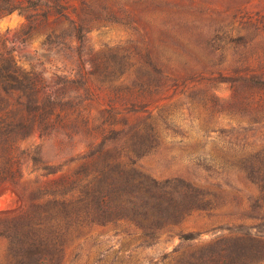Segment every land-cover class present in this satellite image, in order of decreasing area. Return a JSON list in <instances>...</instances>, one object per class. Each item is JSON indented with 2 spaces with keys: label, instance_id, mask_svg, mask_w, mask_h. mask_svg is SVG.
<instances>
[{
  "label": "rangeland",
  "instance_id": "374dc122",
  "mask_svg": "<svg viewBox=\"0 0 264 264\" xmlns=\"http://www.w3.org/2000/svg\"><path fill=\"white\" fill-rule=\"evenodd\" d=\"M69 5L70 19L86 30L82 44L68 21L52 14L0 16V55L34 79L39 99L52 90L59 100L51 129L33 133L21 149L61 171L40 177L26 163L20 188L31 192L77 173L104 138H117L107 141L108 149L119 150V162L129 164L128 129L135 126L151 129L153 140L144 155L133 157L134 167L159 183L184 180L193 191L180 197L178 221L164 220L174 225L156 230L154 239L145 235L157 228H146L130 210L123 219L81 215L65 227L62 264H196L198 257L216 255L214 264H245L248 259L224 257L222 250L234 239L230 229L248 224L241 218L249 198L259 195L246 168L264 158V85L243 80L264 82V0ZM149 63L161 72L159 81L130 95L138 76L144 82L142 72L152 71ZM132 103L138 112L129 111ZM119 193L122 201H134L131 190ZM20 205L8 188L0 210ZM179 234L195 239L182 242ZM5 247L0 240V260Z\"/></svg>",
  "mask_w": 264,
  "mask_h": 264
},
{
  "label": "trees",
  "instance_id": "16d2710c",
  "mask_svg": "<svg viewBox=\"0 0 264 264\" xmlns=\"http://www.w3.org/2000/svg\"><path fill=\"white\" fill-rule=\"evenodd\" d=\"M72 1L79 0H0V16L35 11H42L43 17L52 14L67 20L76 41L82 44L86 30L82 21L70 19L68 10ZM119 63L124 67L123 62ZM149 66L152 71L142 72L144 82L139 81L138 76L127 90L130 95L148 90L150 81L155 78L159 81L161 72L152 63ZM243 81L264 85L251 79ZM36 87L34 79L18 69L10 57L0 55V190L13 188L21 202L18 210L0 213V240L6 243L0 264H62L63 239L68 230L65 227L81 215L101 213L123 219L126 216L122 213L130 210L134 219L147 223L146 228H157L145 235L150 239L156 238V230L174 225L170 220L163 221L170 217L175 218L174 221L179 219L178 201L193 188L181 179L159 183L134 167L133 157L144 155L152 145L151 129L140 131L135 126L128 129L131 136L127 150L133 156L129 164L119 162V150L108 149L107 141L117 138H104L86 157L82 170L71 176H58L49 186L36 187L31 192L21 189L22 169L26 163L31 164L32 172L39 170L40 177L54 176L61 171L60 167L48 166L40 160L36 151L21 149L30 135L51 129V117L59 103L58 94L52 90L41 93L39 99ZM136 105L132 103L129 111L138 112ZM246 171L257 184L259 195L249 198L247 211L241 218L248 224L230 229L234 239L229 242L230 247L226 244L222 251L224 257L248 259L242 260L245 264H261L264 262V158L247 166ZM170 182H177L180 187L171 188ZM123 188L133 192L134 201H122L119 191ZM143 198L145 202H141ZM194 237V234L178 235L182 242H190ZM219 258L220 255L207 259L198 257L196 264H214Z\"/></svg>",
  "mask_w": 264,
  "mask_h": 264
},
{
  "label": "water",
  "instance_id": "95a60500",
  "mask_svg": "<svg viewBox=\"0 0 264 264\" xmlns=\"http://www.w3.org/2000/svg\"><path fill=\"white\" fill-rule=\"evenodd\" d=\"M8 188H4V189H1L0 190V200L2 199V197L4 196V194H5V192H6V190H7ZM19 198V197H18ZM5 212H8V211H2V210H0V213H5Z\"/></svg>",
  "mask_w": 264,
  "mask_h": 264
}]
</instances>
